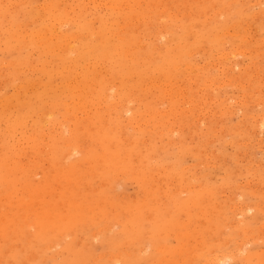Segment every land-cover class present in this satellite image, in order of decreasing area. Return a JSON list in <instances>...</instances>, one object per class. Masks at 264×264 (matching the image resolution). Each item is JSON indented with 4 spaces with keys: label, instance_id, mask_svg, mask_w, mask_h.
<instances>
[{
    "label": "rangeland",
    "instance_id": "obj_1",
    "mask_svg": "<svg viewBox=\"0 0 264 264\" xmlns=\"http://www.w3.org/2000/svg\"><path fill=\"white\" fill-rule=\"evenodd\" d=\"M263 56L264 0H0V264H264Z\"/></svg>",
    "mask_w": 264,
    "mask_h": 264
},
{
    "label": "bare ground",
    "instance_id": "obj_2",
    "mask_svg": "<svg viewBox=\"0 0 264 264\" xmlns=\"http://www.w3.org/2000/svg\"><path fill=\"white\" fill-rule=\"evenodd\" d=\"M140 1V0H139ZM165 1V0H164ZM173 1V0H172ZM232 2H234V1H232ZM111 3V2H110ZM256 3V2H255ZM61 4V3H60ZM161 5V4H160ZM214 5V4H213ZM212 5V6H213ZM59 6V5H58ZM127 6V5H126ZM171 8V7H170ZM232 8V7H231ZM137 9V8H136ZM224 9V8H223ZM209 10V9H208ZM18 11H20V10H18ZM165 11V10H164ZM201 11V10H200ZM215 11V10H214ZM229 11V10H228ZM67 12V11H66ZM162 13V12H161ZM164 13V12H163ZM187 14V13H186ZM160 15V14H159ZM259 16V15H258ZM150 17V16H149ZM132 18V17H131ZM218 20V19H217ZM62 21V20H61ZM131 24V23H130ZM150 24V23H149ZM207 24H209V23H207ZM236 24V23H235ZM125 25V24H124ZM124 25H122V26H124ZM128 25V24H127ZM247 26V25H246ZM254 26V25H253ZM55 27V26H54ZM120 27H121V25H120ZM63 28V27H62ZM254 30V29H253ZM165 33V32H164ZM228 33V32H227ZM226 33V34H227ZM152 34H153V32H152ZM258 35V34H257ZM263 36V35H262ZM145 37V36H144ZM158 37V36H157ZM83 39V38H82ZM145 39V38H144ZM165 39V38H164ZM69 40V39H68ZM73 40V39H72ZM85 40V39H84ZM156 41H157V39H156ZM69 42V41H68ZM162 42H163V40H162ZM246 42V41H245ZM67 43V42H66ZM158 43V42H157ZM249 43V42H248ZM205 45V44H204ZM226 46V45H225ZM145 48V47H144ZM203 48V47H202ZM208 48V47H207ZM201 49V48H200ZM161 50V49H160ZM241 50V49H240ZM242 51V50H241ZM245 51V50H244ZM257 51V50H256ZM75 52V51H74ZM229 52V51H228ZM227 53V52H226ZM231 53V52H230ZM258 53V52H257ZM73 54V53H72ZM197 54V53H196ZM239 54V53H238ZM261 54V53H260ZM225 55V54H224ZM230 56V55H229ZM227 57V56H226ZM225 57V58H226ZM264 57V56H263ZM159 58V57H158ZM230 58V57H229ZM34 61V60H33ZM226 61H227V59H226ZM233 62V61H232ZM222 63V62H221ZM210 64V63H209ZM75 65V64H74ZM222 65V64H221ZM225 65V64H224ZM234 65V64H233ZM198 66V65H197ZM229 67V66H228ZM234 67V66H233ZM105 68V67H104ZM203 68V67H202ZM227 68V67H226ZM235 68V67H234ZM231 69V68H230ZM236 71V70H235ZM107 72H108V70H107ZM208 73V72H207ZM161 76V75H160ZM179 76V75H178ZM202 78V77H201ZM231 79V78H230ZM249 79H251V78H249ZM179 80V79H178ZM152 81V80H151ZM90 82V81H89ZM88 82V83H89ZM211 82V81H210ZM215 82V81H214ZM250 82V81H249ZM225 83V82H224ZM91 85V84H90ZM108 87V86H107ZM163 87V86H162ZM259 87V86H258ZM109 88H110V86H109ZM106 89H108V88H106ZM175 89V88H174ZM111 90V89H110ZM177 90V89H176ZM28 91V90H27ZM92 91V90H91ZM103 92H105V94H106V91H103ZM112 92H114V91H112ZM113 94V93H112ZM112 94H110V95H112ZM107 95H108V93H107ZM114 95V94H113ZM182 95V94H181ZM109 96V95H108ZM107 97V96H106ZM106 97H105V99H106ZM104 99V100H105ZM259 99V98H258ZM81 100V99H80ZM108 101V100H107ZM106 101V102H107ZM129 101V100H128ZM119 103V102H118ZM216 103V102H215ZM116 104V103H115ZM122 104V103H121ZM258 104V103H257ZM210 106V105H209ZM104 109V108H103ZM127 110V109H126ZM235 110V109H234ZM124 112V111H123ZM46 113V112H45ZM182 113V112H181ZM216 113V112H215ZM49 115V114H48ZM122 115V114H121ZM128 115V114H127ZM125 117V116H124ZM141 117V116H140ZM178 117V116H177ZM257 117V116H256ZM255 117V118H256ZM184 118V117H183ZM44 119V118H43ZM199 119V118H198ZM262 119V118H261ZM260 120V119H259ZM262 121V120H261ZM64 122V121H63ZM242 123H244V122H242ZM254 123V122H253ZM42 127V126H41ZM183 127V126H182ZM259 127V126H258ZM260 127H262V126H260ZM259 127V128H260ZM122 128V127H121ZM148 129V128H147ZM92 131V130H91ZM261 132V131H260ZM67 138V137H66ZM88 141V140H87ZM201 143V142H200ZM1 149V148H0ZM68 150V149H67ZM75 150V149H74ZM42 151V150H41ZM73 151V150H72ZM68 152H70V151H68ZM69 154V153H68ZM208 157V156H207ZM244 157V156H243ZM135 160V159H134ZM27 164V163H26ZM189 166V165H188ZM250 166V165H249ZM263 169V168H262ZM119 173V172H118ZM137 174V173H136ZM123 176V175H122ZM59 186V185H58ZM163 187V186H162ZM261 190V189H260ZM1 191H2V189H1ZM263 193V192H262ZM246 204V203H245ZM234 205V204H233ZM111 210V209H110ZM235 214H236V212H234ZM239 213V212H238ZM235 219V218H234ZM30 225V224H29ZM94 231V230H93ZM10 232V231H9ZM70 235V234H69ZM246 236V235H245ZM221 240V239H220ZM93 243V242H92ZM53 244V243H52ZM197 249V248H196ZM21 250V249H20ZM161 250V249H160ZM7 252V251H6ZM238 252V251H237ZM102 254V253H101ZM209 255V254H208ZM27 256V255H26ZM36 256V255H35ZM226 256V255H225ZM222 257V256H221ZM194 258V257H193ZM215 260L213 261L214 263H218L219 262V259L217 258H214ZM210 261V260H209ZM216 261V262H215ZM208 262V261H207ZM192 264V263H191ZM212 264V263H211Z\"/></svg>",
    "mask_w": 264,
    "mask_h": 264
}]
</instances>
